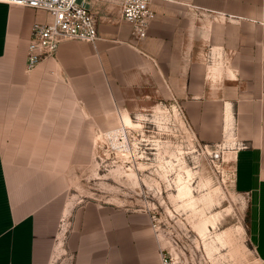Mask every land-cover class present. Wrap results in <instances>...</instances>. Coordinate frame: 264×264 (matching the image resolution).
Returning a JSON list of instances; mask_svg holds the SVG:
<instances>
[{"label":"crops","instance_id":"0c3cea01","mask_svg":"<svg viewBox=\"0 0 264 264\" xmlns=\"http://www.w3.org/2000/svg\"><path fill=\"white\" fill-rule=\"evenodd\" d=\"M151 9L147 36L136 41L120 9L112 16L102 0L92 9L97 40H64L27 72L31 28L52 17L0 3V264H162L146 214L88 204L64 218L70 173L98 134L122 121V109L158 97L192 113L198 132L209 109H229L235 186L247 196L248 240L264 264V0ZM205 47L223 62L215 77Z\"/></svg>","mask_w":264,"mask_h":264},{"label":"rangeland","instance_id":"374dc122","mask_svg":"<svg viewBox=\"0 0 264 264\" xmlns=\"http://www.w3.org/2000/svg\"><path fill=\"white\" fill-rule=\"evenodd\" d=\"M107 1L111 15H116L119 0ZM203 55L211 65L210 75L217 76L223 62L207 47ZM141 104L148 106L131 113L122 109L121 115L128 114L133 125L119 121L101 140L95 139L77 173H70L73 187L67 203L71 211L93 204L146 214L164 252L177 264H260L247 236V196L235 186L231 167L230 152L236 143L229 109H209L206 131L198 132L192 113L171 101L145 98ZM204 133L212 140H205ZM210 176L212 186L207 184ZM179 179L190 187L191 203L177 198ZM203 220L208 228L205 236L197 230ZM227 230L234 245L248 249L244 260L233 256L229 244L218 239Z\"/></svg>","mask_w":264,"mask_h":264},{"label":"built area","instance_id":"2783aa9c","mask_svg":"<svg viewBox=\"0 0 264 264\" xmlns=\"http://www.w3.org/2000/svg\"><path fill=\"white\" fill-rule=\"evenodd\" d=\"M102 0H0V3L47 11L50 23H35L27 46L25 69L34 70L43 60L55 56L64 40L94 42L98 38L97 20L93 7ZM155 1L175 2L192 8V0H119L120 14L131 26V36L141 41L154 19L151 5ZM162 264H177L167 252L162 253Z\"/></svg>","mask_w":264,"mask_h":264},{"label":"bare ground","instance_id":"6f19581e","mask_svg":"<svg viewBox=\"0 0 264 264\" xmlns=\"http://www.w3.org/2000/svg\"><path fill=\"white\" fill-rule=\"evenodd\" d=\"M229 117H231V115H229ZM122 124H124V126H126V125L127 126H131V125H133V121L131 120V118H130V116L128 114H124L123 115ZM116 136H117V133H116ZM102 138H103L102 134H98L97 140H101ZM116 146H118V145H116ZM117 151H119V150H117ZM186 173H187L188 176H190L189 170L186 171ZM178 182H180V183L178 184V187H177V198L178 199H181V200L187 199L188 200V203H191L193 201V196H192L190 187L188 186V184H186L187 182L186 183H183L180 179H179ZM207 184H209L211 186L214 184V180H213V178L211 176L207 178ZM70 210H71L70 205H69V203H67L66 208H65V211H64V218L69 215ZM197 230H198V232L200 233L201 236H205L206 231H208L207 221L206 220H203L200 223H198ZM218 239L225 240L229 244L233 256L238 257V259H240V260H242V259L244 260V258L247 257V254L249 253L248 249L246 248V246L244 244H242L239 247L237 245H234V240L232 238V233L229 230L223 231L218 236ZM61 246H62V233L60 232L59 233V237H58V241H57L56 251L55 252H57V250Z\"/></svg>","mask_w":264,"mask_h":264}]
</instances>
